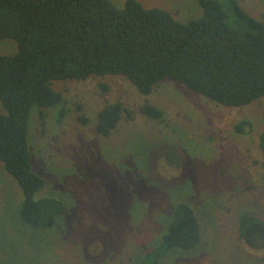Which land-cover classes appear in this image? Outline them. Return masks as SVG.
<instances>
[{
  "label": "rangeland",
  "instance_id": "rangeland-1",
  "mask_svg": "<svg viewBox=\"0 0 264 264\" xmlns=\"http://www.w3.org/2000/svg\"><path fill=\"white\" fill-rule=\"evenodd\" d=\"M111 1L123 7L125 0ZM140 1L179 21L201 13L197 0ZM239 2L264 19V0ZM16 51L14 39L0 38V54ZM53 87L67 100L66 113L59 118V107L45 110L44 119L34 113L28 141L45 180L36 197L61 198L65 211L50 228L23 222L22 190L0 162V264H137L182 200L196 209L204 250L171 255L167 264H264V249H249L238 237L244 214L264 221V96L224 106L173 80L142 94L122 75L55 80ZM146 101L164 111L162 121L139 111ZM114 102L125 108L121 120L99 135L97 112ZM243 119L252 125L240 133L235 125Z\"/></svg>",
  "mask_w": 264,
  "mask_h": 264
},
{
  "label": "trees",
  "instance_id": "trees-1",
  "mask_svg": "<svg viewBox=\"0 0 264 264\" xmlns=\"http://www.w3.org/2000/svg\"><path fill=\"white\" fill-rule=\"evenodd\" d=\"M197 1L200 15L179 21L140 0H125L123 7L111 0H0V38L17 43L16 53L0 54V162L22 190L23 222L50 228L65 211L61 198L36 197L45 180L34 167L28 141L34 113L40 119L49 108L59 107V118L66 113L67 100L54 89L55 80L122 75L142 94L159 81L173 80L230 107L264 96V19L250 15L239 0ZM124 110L121 102L106 104L97 112L95 131L108 136ZM139 111L156 121L165 114L147 101ZM251 125L243 119L235 129L243 133ZM259 146L264 154V130ZM20 200L19 195L18 206ZM238 237L249 249L263 250L264 221L244 214ZM202 239L196 209L178 201L137 264H167L171 255H196L204 250Z\"/></svg>",
  "mask_w": 264,
  "mask_h": 264
}]
</instances>
